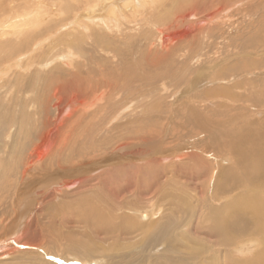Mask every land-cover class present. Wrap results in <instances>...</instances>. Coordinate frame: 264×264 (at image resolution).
I'll list each match as a JSON object with an SVG mask.
<instances>
[{
    "label": "rangeland",
    "instance_id": "obj_1",
    "mask_svg": "<svg viewBox=\"0 0 264 264\" xmlns=\"http://www.w3.org/2000/svg\"><path fill=\"white\" fill-rule=\"evenodd\" d=\"M207 1L198 0L196 3V0H0L1 26L17 24L21 21L18 19L27 16L30 11H35L43 17L39 26L35 25L36 28L32 26L33 28H30L32 32L27 31L29 33L23 41L22 35L17 38L18 35L12 33L7 37H0V126L5 123L3 125L5 128L0 131V146L6 144L9 148L13 145L17 150L10 153V158L5 155L7 164L0 169V189H3L0 190L2 199L0 206L12 200L15 189L22 192L23 200L21 199V204L19 202L21 206H18L19 209L27 210L32 205L34 207L30 221L36 213L42 212L44 215L40 213L38 217H43L41 223L44 221L46 227L50 220L47 216L48 211L52 210L59 215L56 219L57 223H54V229L48 228L52 241L48 242L47 247L51 248L52 253L48 256L42 255L44 252L38 249L28 245L23 246L25 243L22 239L19 244L24 247L23 250L28 249L38 253L42 261L38 258H26L23 261L20 258L12 259L11 254L3 259L8 260L6 264L24 262L67 264L69 261H79L83 264H231L232 262V264H246L253 262L257 253L263 250L259 234L246 216L241 218L246 226L245 231H242L243 234L239 230H234L230 236L231 241L227 244L220 238L215 239L213 236L208 237L195 232L197 225L209 226V219L215 211H220L247 190V185L239 186L228 177L221 179L222 171L225 176L231 171L230 169L238 167L236 161L239 157L228 145L231 132L246 127L259 128L264 132V0H213L215 2L209 0V3L212 2L210 5ZM91 4L97 5L96 10L99 14L103 13V16L114 7L119 12L112 15L117 22L110 21L104 32L101 25L89 32L86 26L90 22L92 24L90 18L97 13V11L89 12ZM193 5L198 8L194 10ZM188 8L195 12L193 15L183 17ZM160 16L164 19L158 22L156 18ZM106 18L108 19V15ZM184 26L189 27V33L183 35V39L177 37L174 42H168L163 46L165 49L156 43L158 27H167L172 32H179ZM87 34L105 36L104 42L108 43L104 45L108 49L110 45L118 48L116 56L113 53L102 52V48L97 49L99 51L97 60H105L117 70L113 76H124L132 72L137 75L135 77L137 79L131 82L120 80L115 87L101 86L104 93L100 100H94L92 96L97 91L76 92L77 100H84L83 104L79 105L77 102L76 105L77 111L85 115L84 121V117L81 118V128L71 135L72 139L69 140L68 145L60 143L57 145L52 141L57 131H64L69 127L70 133L73 129L70 126L66 127V118L69 117L67 115L48 140L52 143L51 149H55L63 157L68 155L75 157L72 160L69 158V161L61 160L52 168H45L44 163L50 158V149L43 160L39 162L33 160L36 165H33L34 163L32 166L29 165L30 170L22 176L19 170L13 167H16L17 163L20 166L23 161L18 151L25 141L21 140L28 138V142L35 141L34 133L41 129L47 118L46 115L49 114L45 104L48 99L51 100L54 92L47 79L60 76L61 57L69 54L70 48V55L78 56V52H74L72 48L89 47L91 39ZM190 40L192 43L189 44ZM151 42L157 45L150 46ZM82 59L71 58L72 64L65 68L69 69V72L79 71L82 75L87 74L90 69L87 63L81 62ZM49 63L53 65L48 66ZM98 69L106 71L104 66L101 67L95 62L93 70ZM177 77L182 78L179 80L183 82L181 85L176 81ZM162 83L166 85L165 89L161 86ZM132 84L136 85V89L131 88ZM171 84L174 87L179 85L177 87L179 89L172 87ZM126 86L128 87L125 92ZM137 86L141 90L137 89ZM149 89L153 92L146 96L145 92ZM113 91L118 100L111 103L104 111L101 106L107 104L108 94ZM129 104L131 105L126 109L127 112L123 110L118 115H114ZM190 109L197 111L198 117L196 114L192 115ZM106 111H110L109 117L107 123L102 126L100 124L102 114ZM149 117L152 123H148L151 126L145 130L146 132H143V128H137L133 132V135L143 132L139 136L148 135L144 137L148 141L121 139L132 127L131 124L124 125L131 118L136 120L137 125V120L142 119L143 124ZM115 126L121 128L115 129ZM15 133L19 136L13 140ZM90 134L92 136L88 138L86 135ZM6 135L10 136L8 140ZM78 136L81 138L79 139ZM104 137L110 138L107 148L103 152L92 151L93 147L101 144ZM38 141L36 139L35 143L37 144ZM82 149L88 153L76 155L78 150ZM25 151L28 152L29 147ZM156 152L165 155L164 166L168 167L169 171L165 172L167 175L164 179L158 177L160 189L151 186V181L148 179L150 174L147 172L141 176L142 180L139 183L145 184L144 187L135 186L132 193L125 194L122 203H113L115 207L106 188L96 183L91 186L82 185L84 176L105 173L113 167L117 169L128 166L129 173H133L138 178L131 167L139 165L149 168L153 157L148 160L140 158H144L146 154L154 155ZM115 157L118 158L117 162L111 164L106 162L111 159L113 161ZM124 157L129 160L122 159ZM120 163L123 165H119ZM175 163L184 173L179 172L178 175L173 171L175 167L172 165ZM39 169L44 170V174L37 172ZM52 178L59 179V183L69 182L73 185L69 187L63 185L60 193L66 192V195L59 193L54 202H48L46 199L49 193L45 199L37 196L41 192V185ZM119 180L118 183L124 181L122 177ZM145 189H148V192L144 195L141 192ZM18 195L15 194L14 198L16 199ZM146 196L148 199H145ZM89 199L93 202L95 200L100 206L104 204L106 208L110 204L117 208L120 218L115 221L119 224L128 216L129 219L137 220L139 223L154 222L155 226L147 227V232L150 233L146 232L147 235L141 229L122 236L112 231L110 237L101 240L100 235L97 236L98 239L93 234L92 237L86 234V227L79 222L72 226L61 224L59 218L62 215L68 214L77 207H83L82 203ZM9 219H13L12 215L4 216L0 225L6 224ZM108 222L114 225L110 220ZM1 234L3 232H0ZM86 247H90L89 251L94 253L87 251Z\"/></svg>",
    "mask_w": 264,
    "mask_h": 264
},
{
    "label": "bare ground",
    "instance_id": "obj_2",
    "mask_svg": "<svg viewBox=\"0 0 264 264\" xmlns=\"http://www.w3.org/2000/svg\"><path fill=\"white\" fill-rule=\"evenodd\" d=\"M197 1L198 0H196V3H198ZM213 2H215V1H213ZM200 3H201V1H200ZM211 3H212L211 1H210V3L208 2L209 5ZM95 4L89 5V9H88L89 12L92 13V12H96L97 11L96 10L97 9V5H95ZM204 4L207 5V3H204ZM177 8H178V5L176 6V9ZM197 8L198 7L193 5V9L194 10H196ZM204 8H205V6H204ZM193 9H191V8L186 9V11L184 12L186 14L185 15L182 14L183 17H188L190 15H193V13L195 12ZM201 10H203V8H201ZM205 10H206V8H205ZM24 11H25V9H24ZM108 11H109L108 14H107L108 15V19L106 18L107 15L103 16V13L99 14L98 11H97L96 15L93 16V18H90V21H92V24H90L91 23L90 22L86 26L87 29L89 30V32L95 30L96 28H99L100 25H101V28H102V30L104 32V31H106L105 29L108 27V24H109L110 21H113L114 23L117 22V21H115V16L114 17L112 16V15H115L116 12H117L115 10V8L111 7ZM197 12H198V10H197ZM117 13H119V12H117ZM25 16L26 15H24V17ZM24 17H21L20 19H18V20H21V21H19V22L17 21L18 22L17 24H12V25L11 24H9V25L6 24L8 26H6V25L1 26L2 24H0V35H1L0 37H3V36L7 37L10 33H12V34L18 35L17 38H19L22 35L21 37H23L22 38V41H23V39L26 37V34L29 33L27 31H29L32 26H34V28H36L35 25L39 26L40 21L43 20V17H41V15H39L35 11H30V13L27 14V16L25 17L26 19ZM167 17H170V16L167 15ZM200 17H201V15H200ZM44 19H45V16H44ZM163 19L164 18H162L161 16L156 18V20H158V22L162 21ZM203 19L205 20V18H203ZM156 20H155V22H156ZM198 20L200 21V19H198ZM227 20L230 21V19H227ZM175 21H177V20H175ZM6 23H7V21H6ZM69 25H70V23H69ZM92 25H94L95 28L92 27ZM4 26H6V27H4ZM175 28H177V27H175ZM188 28L189 27H185L184 26L183 30H180L179 32H175V31L172 32L167 27L166 28L158 27V29H157L158 34L156 36L157 37L156 39H157L158 42H156V43L159 46H161L162 48H164L163 46H165L168 42H171V43L174 42L177 37H180V40L183 39L185 34L187 32L189 33V29ZM190 29H192V28H190ZM7 30H9V32H6ZM192 32H194V30ZM100 34H96V35H88L87 34L89 39H91L90 40L91 42H89V47L80 48V49L72 48L74 50V52H78V56L70 55V51H71L70 50L71 48H70L69 49V54H66L63 57H61L60 65L62 66L61 67L62 70L60 72V76L51 77V78L47 79V82H48V84L51 85V89H52V92H54V94H53L51 100L48 99V101L45 104L46 105L45 108L49 109V114L46 115V117H47L46 120L43 122L41 129L39 131L37 130L38 133H37V131L34 133L36 135L35 141H36V139H38L39 141L36 144L34 140L28 142V138L27 139H22L21 141H24V140L25 141H24V143L21 144V146L19 147L18 151H19V155H20V157L22 158L23 161L21 162L20 166L17 163L16 164L17 166L13 167V169H18L19 170L18 172L20 174H22V176H24L25 173L30 170L29 165L32 166V163H34L35 160H37L38 162L41 159L43 160L44 156L46 157V155H47V151L49 150V152H50V149L53 146H52L51 141H48V140L51 139V136L55 133L54 131L56 130V128H58L63 123V120H64L65 116L69 115V117L66 118V122H67L66 123V127L70 126L73 129H71L70 133H69V127L64 129V131H66V132L57 131L55 133V135L53 136V139H51L57 145H58V143H60L62 145H68L69 144V140L72 139L71 135L75 134V131L78 128H81L80 127L81 126V118L84 117L83 118V121H84L85 115L77 111V109H76L77 106L76 105H77V102H79V105L83 104L84 100L80 99L78 101L77 97H76V92H82V91L86 90L89 93V92L97 91V92L93 93L92 96H93V98H95L94 100H100L102 95H103V93H104V92H102L103 90H102L101 86L108 85V86H111V87H115L120 80H124L125 82L136 81L137 78H135V77L137 75L132 73V72L127 73L124 76H119V77L113 76V74L116 73L117 70L115 68L111 67L105 60H102V59L97 60L98 59L97 52H99V51H97L98 48H102L103 50H105V51L101 50L104 53H108V54L109 53H113L115 56L118 53V48L117 47H114V46L110 45V47L108 49L107 46L104 45V44H107L108 42H104L105 36L101 37ZM192 37H191V39H193ZM26 39H28V38H26ZM7 41H8V39H7ZM190 41L191 42H189V44L192 43V40H190ZM157 44L152 43V44H150V46H153V45L156 46ZM167 46H169V45H167ZM167 49H168V47H167ZM183 49H185V48H183ZM162 50L163 49H161V51ZM159 53H161V52H159ZM157 56H159V54ZM73 57H81V58H83L81 62L82 63L83 62L87 63V66L90 69V70H88L87 74L82 75V73H79V71H77V72H69V69L65 68V66H69V65L72 64L70 59L73 58ZM186 59H188V57ZM95 62L98 63L101 67L104 66L106 68V71H104L103 69H98L97 71L93 70V66H94ZM75 63H77V62H75ZM6 65H8V64H6ZM9 65H10V63H9ZM47 65L50 66V65H53V64L49 63ZM153 66H154V64H153ZM147 74H149V72ZM181 77H183V76L181 75ZM169 79H170V77H169ZM175 79L180 85L183 83L182 81H179L182 78H178L177 77ZM173 80H174V78H173ZM166 82H167V79H166ZM146 83H148V82H146ZM172 84H171V86H172ZM132 86L135 87V88L131 87L132 89H136V85L132 84ZM161 86L164 88L166 85H164L162 83ZM127 87L128 86H126L125 89H124L125 92L127 91L126 90ZM172 87H174V86H172ZM177 87H179V85ZM177 87H174V88H177ZM185 88H186V86H185ZM137 89L141 90V88H139L138 86H137ZM177 89H179V88H177ZM152 92H153V90L149 89L147 92H145V94L147 96V95H149ZM115 94L116 93L114 91L108 94L107 104L104 105L103 107L101 106V108H103L104 111L111 103H113V102L118 100L117 99L118 97L114 96ZM94 100L92 102H94ZM49 102H50V106H49ZM89 104L91 105V102ZM130 105L131 104L127 105L125 108L123 107L124 109L123 108L120 109L114 115H118L121 111L128 109V107H130ZM145 108H147V107L145 106ZM127 111L128 110H126V112ZM109 112L110 111H106L105 113L102 114L103 118H102V121L100 122V124H102V126H103L104 123L105 124L107 123V118L109 117ZM190 112L192 113V115L196 114L197 117H198L197 111L192 109ZM52 114H54V117H52ZM114 115L112 117H114ZM149 118H150V121H149ZM149 118L147 119L148 121L144 122L143 124L141 122L142 119L137 120V125H136V120L131 118L127 122V124H124V125L131 124L132 127L129 130V132H125L126 135H124L121 139L126 140V141L129 140V139H141V141L142 140L148 141V139L144 138L145 136H148V135H142V136H139V135L141 133H143V132H146L145 130H147L149 128V126H151V124H148V123H152L151 122L152 119H151V117H149ZM83 121H82V123H83ZM3 122H5V121L3 120ZM13 123L16 124V122H13ZM38 123H36V126H37ZM3 125H5V123L1 124L2 127L0 126V131H2L3 128H5ZM124 125H122V126H124ZM106 127H107V125H106ZM119 127L120 126H115V129L119 128ZM137 128L138 129L143 128V132H140V133H138L136 135H133V132H135L137 130ZM123 130H125V129H123ZM4 131H6V129ZM30 131H31V127H29V133L31 134ZM79 131L81 132V129H79ZM82 131H84V130H82ZM80 132H78V133H80ZM104 132H106V131H104ZM123 134H121V135H123ZM121 135H119V136H121ZM14 136L15 137L12 138L13 140L16 139L19 135H17V133H15ZM80 136H78L79 139L81 138ZM86 136L88 138H90L92 135L90 134V135H86ZM9 138H10V136L6 135V139L8 140ZM229 138H230V140H228V142H229L228 145H230V147L233 150L236 151L235 153H236L237 157H239V159L236 161V164H237L238 167L235 168V169H230L231 171H228L225 174V176L223 174L224 171H222L221 179L223 180V178L228 177L229 179H231V181L234 180L235 181L234 183H236L239 186L247 185V190L245 192H243L242 195H240L239 197H236L233 202H230L229 204L226 203L227 206H224L220 211H215V214L213 216H211L212 218L210 217V219H209L210 220L209 221V223H210L209 226L208 225L207 226H205V225L202 226V224L201 225L200 224L197 225L196 228H195V232L196 233L205 234L208 237L213 236V237H215V239H216V237L220 238V240H223V242L227 244V243H230V241H231L230 240V236L232 235V232L234 230H239L243 234L242 231H245L246 226L244 224L245 222L244 221L242 222L241 218H243L244 216L249 217L250 222L253 224L256 233L259 234L260 240L262 241L263 250H261V251H259V253H257L256 259H254L253 262L250 261V262H248L246 264H264V132L260 131L259 128L258 129H250V128L246 127V128L234 129L231 132V134L229 135ZM118 139H120V137H118ZM109 143H110V138L109 137H104L103 140L101 141V144L99 143L100 146L98 145V147L97 146L93 147L92 151H99V152L102 151L103 152L104 149L107 148V145ZM28 147H29V151L26 152L25 149L27 150ZM227 149H228V147H227ZM13 151H17V150H15L13 148V145L9 146V148H7L6 144L0 146V169H2L4 167V165L7 164L5 155L9 157V156H11L10 153H12ZM230 152H231V150H230ZM86 153H88V152L87 151L85 152L82 149L81 151L78 150L76 155L77 154H86ZM49 156H50V158L46 161V163H44V167L45 168L46 167L47 168H52V167L55 166V164H57L58 162H61V160L69 161V158L72 160V158L75 157V155H68L66 157L65 156L63 157L62 155H60L58 153V151H55V149H51V154H49ZM89 156H87V157L89 158ZM152 157H153V159H152L153 161H152V163H150L151 166L149 168H147L148 166L141 167L139 165L136 166V167H131L132 169H134L133 171H134V173H136L138 175L139 179L137 177H135V175L133 173H129L128 169H130V168L128 166L127 167L124 166L125 168H117V169H113V168H115V167H113V168H111L112 170H107V171H105L103 169V167H102V169L105 171V173H100V174L95 175V176H87V175L84 176V178L82 179V185L91 186V184L96 183V184L101 185L102 188H106L108 190V192H110V196L112 197V198L110 197L112 199L111 200L112 205L116 207V205L113 204V203H116V204L122 203V201L124 200L123 198H124L125 194L132 193L134 191V187L135 186L139 185L142 188L144 187L145 184H139V183L142 180L141 176L144 175L147 172L150 174L149 175L150 177H148V179H150L149 181H151L150 182L151 186H155V187L159 188V186L161 184L159 182L158 177L161 176L162 179H164V177L167 175L165 172H169L167 170L168 167L165 168V166H164V163L166 162V161H164V159H166V157L162 153L156 152V153H154V155L146 154V156L144 158H140V157L139 158L142 159V160H144V159L148 160V159H150ZM117 159L118 158H116V157L113 158V161H111L112 159L111 160H107L106 159L107 160L106 162H110V164H111L113 162H117ZM122 159H126L127 160L128 158L124 157ZM132 160H133V158H132ZM100 161L101 162L103 161L102 158H101ZM100 161L98 160V162H100ZM38 162H37V164H38ZM133 162H134V160H133ZM122 163H120L119 165H121ZM180 163L182 164V162H180ZM132 164H134V163H132ZM33 165H36V164L34 163ZM59 165H61V164L59 163ZM66 165H67V162H66ZM172 166L175 167L174 170L173 169L172 170L176 174L180 175L179 172H183L180 169L179 166H176V163L173 164ZM87 168H89V167H87ZM43 171L44 170L39 169L37 172H43ZM85 173H87V172H85ZM6 174H7V172H6ZM43 174H44V172H43ZM54 177H55V175H54ZM81 177H83V176H81ZM121 177H122V179L124 181H122L121 183H118L117 181H120L119 179H121ZM143 178H144V176H143ZM64 181H66V178H65ZM46 182L47 181H45V184L41 185V190H40L41 192L39 193V195L37 197H44V199H45V196L49 193L48 194V198L46 199L48 202H54L58 198V196L60 194L61 195H66L65 194L66 192H63V193L61 192L60 193L61 187L63 185H65L67 187L73 185L72 183H69V182L68 183H62V182L59 183V179H54V178L49 180L47 183ZM219 183L221 184L220 180H219ZM45 187H47V188H45ZM96 187H98V186L96 185ZM146 188H148V187H146ZM5 190H6V188H5ZM1 191H3V189ZM14 192H13L14 195L15 194H19L17 196V198L15 199L14 195H13V197H11L12 200H10L9 203H7V204L3 203V206L2 205L0 206V207H2V209H0V221H1V223L3 222V217L4 216L10 217V215H12V218H13V219H9L10 221H8L7 223L5 222L6 224L3 223L2 226L0 225V230H2L0 232H3V234L0 235V264H6L8 262V260H3V259L5 257H7V256H10L11 254L13 255L12 259L13 258H20V260L22 259V261H23V259H26V258H33V259H35V258L37 259L38 258L39 260H41L38 253H34L33 251H28V249L27 250L26 249L23 250L24 249V247H23L24 245H28L29 247H32L33 249H38L39 251L44 252L42 255L48 256V254L52 253L51 248L47 247L48 246L47 245L48 242L52 241V235H51V232H49L48 228L51 229L53 227V229H54V223H57L56 219H57V217L59 215L57 213L55 214L54 212H52V210L48 211L47 216H49L48 219H50V220H49V223H48V225L46 227H44V221H43V223H41V219L43 217L42 218L38 217L40 213H41L42 216L44 215L42 212H40L39 214L36 213L34 215L33 219L30 221L31 216L33 215L32 214L33 213V208H34L33 205L31 207L28 206L29 209L27 208V210L19 209L18 206H19V202L22 199V192L21 191L19 192V190L16 191L15 189H14ZM147 192H148V189H145L141 193L145 195V194H147ZM82 193H81V195H82ZM4 194L6 195V192ZM4 194H3V196H4ZM9 195H8V197H9ZM138 195H139V193H138ZM144 195H143V198H144ZM147 197L148 196H146L145 199ZM149 197H151V196H149ZM90 199H89V201L86 200L87 202L86 201L83 202V200H82V202H83L82 206L83 207H77L73 211L69 212L68 214H65L64 216L62 215L59 218L61 224L62 225L63 224H69V226H72L73 224L75 225V223L79 222V223L83 224L86 227V229H87L85 231L86 234L90 235V237H92V234L95 237L100 235L99 238H101V240H103L104 238L110 237L112 231H114V233H117L118 236H122L123 234L132 233V232H134L137 229H141V230H143L146 233L147 232V227L149 228V227H152L154 225V222L153 223H149V222L148 223H141V222L139 223V222H137V220L135 221L133 219H129L128 216H127V218L123 219L121 221V223L119 224V223H117L115 221V219L120 218L118 216V213H117V212H119L117 210V208L112 207L111 204L110 205L108 204L109 206H108V208H106V207L103 206L104 204L102 206H100L98 203L95 202V200H94V202H95L94 203ZM102 199H104V198H102ZM20 204H21V202H20ZM19 207H21V206H19ZM39 207L40 206H38V208ZM118 209H120V208H118ZM216 214H219V215L216 216ZM47 216H46V218H47ZM142 216L145 217L144 215H142ZM23 219H25V220H23ZM109 220L111 222H113L114 225L110 224L108 222ZM23 227H24V229H23ZM145 228H146V230H145ZM21 231H23V233H21ZM94 233H95V235H94ZM147 233H149V232H147ZM147 233H146V235H147ZM101 235H106V236H101ZM22 239H24V243H25V244H23V246L19 244V242ZM89 248H87V251H89ZM42 249H44V250L42 251ZM89 252H91V250ZM91 253H94V252L92 251ZM44 262L48 263L45 260H44ZM37 263L38 262H36V263L31 262L30 264H37ZM23 264H26V263L24 262ZM81 264H83V263H81Z\"/></svg>",
    "mask_w": 264,
    "mask_h": 264
},
{
    "label": "water",
    "instance_id": "obj_3",
    "mask_svg": "<svg viewBox=\"0 0 264 264\" xmlns=\"http://www.w3.org/2000/svg\"><path fill=\"white\" fill-rule=\"evenodd\" d=\"M68 264H81V263L78 261H70V262H68Z\"/></svg>",
    "mask_w": 264,
    "mask_h": 264
}]
</instances>
